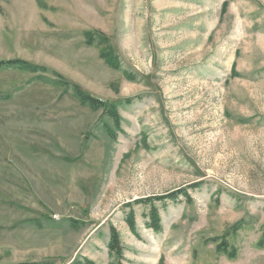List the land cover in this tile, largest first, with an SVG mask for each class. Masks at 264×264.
<instances>
[{
  "label": "rangeland",
  "instance_id": "1",
  "mask_svg": "<svg viewBox=\"0 0 264 264\" xmlns=\"http://www.w3.org/2000/svg\"><path fill=\"white\" fill-rule=\"evenodd\" d=\"M11 60L47 71L0 70V264L117 263L112 228L121 264H264V0H0Z\"/></svg>",
  "mask_w": 264,
  "mask_h": 264
},
{
  "label": "trees",
  "instance_id": "2",
  "mask_svg": "<svg viewBox=\"0 0 264 264\" xmlns=\"http://www.w3.org/2000/svg\"><path fill=\"white\" fill-rule=\"evenodd\" d=\"M87 35H88V38L91 39L89 37L90 34L88 33ZM108 51L109 52L101 50V52H100L101 57L104 58L112 68H118V64L116 63L117 60L112 57L113 51L112 50H108ZM12 67L25 69V70H28V71L33 72V73H38V72L44 73L47 71L45 68L33 66V65L28 64L27 62L22 61V60L0 61V70L5 69V68H12ZM127 77L133 79V77L131 75H129ZM74 91H75L77 98L84 105H88V106L95 108V109L105 110V112L109 115V117L111 119H113V121L115 122L116 128L120 129L121 117L119 115L117 107H115V106H109L108 107L103 101H100V100H97L91 96L85 95L77 87H74ZM130 102L131 101H129L128 103H130ZM110 135H111V137L116 138L115 133L111 132ZM183 194L186 196L188 201L192 200L190 198L189 194H187V192H184ZM177 197H179L178 193H172V194H169L167 196H163V197H160L157 199H148L146 201L140 202V203H145V206H149L151 209L150 214H149L151 221H150V223L147 224V227L153 229L154 232H156V233H160L162 231L161 218H160L159 210L154 206V202L160 201L162 203H166L169 200L175 202ZM127 222L130 226V229L133 232H135L136 231V222H135L134 212H130V214L127 215ZM223 245H225V248H226L227 244L224 243ZM108 249H109L111 254L116 255L117 263H111V264H121L120 263L121 260L124 259L123 246L121 244L120 235L116 231L115 228L111 229V240H110V243L108 245ZM18 264H45V263H18ZM73 264H95V263L86 259L82 262L81 261L74 262Z\"/></svg>",
  "mask_w": 264,
  "mask_h": 264
}]
</instances>
